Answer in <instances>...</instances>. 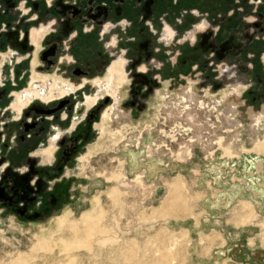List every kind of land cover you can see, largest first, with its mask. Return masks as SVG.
I'll use <instances>...</instances> for the list:
<instances>
[{"label":"rangeland","instance_id":"obj_1","mask_svg":"<svg viewBox=\"0 0 264 264\" xmlns=\"http://www.w3.org/2000/svg\"><path fill=\"white\" fill-rule=\"evenodd\" d=\"M176 1L141 0V4L134 0L130 9L129 1L124 4L120 0H0V71L1 60L8 53L14 55L16 63V70L4 65L0 105L15 102L13 107L18 111L16 93L30 90L32 81L42 90L50 86L61 91L59 87L64 85L76 89L67 95L71 103L59 114L67 118L63 122L51 119L49 129L54 130L47 138H33L27 132V139L32 141L20 143L16 126L6 131L0 127V184L13 190L16 182L24 184L28 180L23 186H31L30 195L36 198L33 204L24 205L23 195L18 203L27 209L26 216L0 206V264H10L20 257L22 264H264V100L255 101L254 112L247 111L244 105L253 100L244 95L245 83L236 80L239 73L256 78L255 93L264 96L260 79L264 49L260 56L251 52L250 60L239 59L219 67L223 77L215 72L208 78L211 72L201 66L194 71L196 77L192 74L194 79L186 69L174 80L158 71L162 86L158 96L145 99L149 110L140 112L121 104L128 88L133 89L130 82L133 84L134 78L128 73L136 70L128 57H136L138 51L133 48L123 54L124 44H111L135 37L136 43L152 41L153 45L165 36L164 31L157 33L160 29L155 26L162 18L155 14L145 18L143 8L152 4L155 12L154 7L162 5L163 13L168 14L164 19L170 22L174 17L169 13L176 12L170 11L171 2L176 9H186L183 0ZM216 3L225 13L222 20L232 27L241 25L243 46L248 45L246 34L253 41L264 37L260 31L264 23L255 26L262 22L256 15H264V1ZM123 7H128L131 14L126 16L124 30L120 26L124 21L114 18ZM104 9L110 14L100 26L106 18ZM197 18L199 23L205 21L198 14L186 19L196 28ZM33 19L36 25H32ZM212 21L207 26L216 29L219 22ZM44 23L55 27L37 51L30 44V30ZM104 32L109 36L103 37ZM227 35L220 43L233 39V33ZM56 45L70 60L63 63L59 54L47 58L46 52ZM121 57L126 59V76L121 70ZM48 63L51 72H42L40 68ZM89 67L90 76L74 74L78 68ZM113 69L120 70L123 81ZM106 76L114 79L111 94L115 100L109 97L111 103L100 105V101V106L86 109L84 103L90 107L95 102L98 86L94 83ZM215 85H220L217 90ZM166 90L171 93L170 99ZM60 91H52L46 99L63 95ZM129 96L132 101L134 97ZM57 100L48 103L37 98L25 107ZM67 108L70 111L65 113ZM0 114L12 125L17 123L18 114H3L2 110ZM163 117H167L165 125L161 123ZM175 123L184 136L178 138L176 147L167 144V150L164 146L168 138L159 130L167 129L165 135L175 141V134L168 132ZM70 128L72 133L65 137ZM207 129L208 135L203 133ZM57 131L64 132L58 141L53 136ZM206 135L209 138L205 140ZM256 169L258 173L252 175ZM20 186L19 195L23 193ZM84 217L91 219L90 225L85 226Z\"/></svg>","mask_w":264,"mask_h":264},{"label":"flooded vegetation","instance_id":"obj_2","mask_svg":"<svg viewBox=\"0 0 264 264\" xmlns=\"http://www.w3.org/2000/svg\"><path fill=\"white\" fill-rule=\"evenodd\" d=\"M95 1L99 2L100 0H95ZM101 1L107 2V3H112L111 2L112 0H101ZM120 1H122V3H124V4H126V2L128 0H120ZM260 1H264V0H260ZM139 2H141V0H138L137 3H139ZM150 3L153 4L152 1H150ZM141 4H142V2H141ZM151 5L146 4L145 7L143 8L142 12H141L142 15L145 16V18L146 17L150 18L154 14V12L152 11V7L154 5H152V6ZM123 8H121L120 10H117L116 13L118 14V16L121 15V10ZM109 14H110V12H108L107 9L106 10L104 9L103 15H106V18H104L101 21V23H99L100 26L103 25L104 21L108 20ZM256 16H258L260 18V20L262 21L260 23L255 24V26L257 28H259L261 23H264V15L258 14ZM28 17H30V16L28 15ZM45 19H48V17H45ZM197 21H198V23H197L198 25L196 24L197 26H196L195 34L191 35L190 40L196 39V42H197V44H196V46H197L196 56L199 58V62L196 65L195 69H193V71L191 72V78L194 79V77H192V74L194 75L196 73L194 71H196V70L198 71V69H200V66L203 69H207V71L211 72V75L207 76L208 78H212L215 72L218 75H221V77H223V75H225V74L218 71L219 67H221L223 65L228 66V64H233L234 62H237L240 59V56H241L243 49H244V46H243L242 42H240V40H238V38L236 37L235 34L233 36L234 41H233V39H231L228 42L222 41L220 43V39H218L217 33L214 29H212L211 27L206 28V23H204V22L199 23L198 18H197ZM31 22L33 23L34 19L31 20ZM36 24L37 23L35 22L32 25H36ZM41 25L43 27H46L45 34L40 39L41 40V46H42L43 42L45 40V37L47 36V34H49V30L54 28L55 25L52 23H49V24L44 23ZM86 26L88 27V25H86ZM200 26H202V27H200ZM34 27H36V26H32L31 30ZM37 28H39V27H37ZM105 28L110 29V27L107 28V26ZM31 30H30V32H31ZM260 31L264 32V28H262ZM174 32H175V30H174ZM106 34L107 33L104 32L103 37H106ZM107 35L109 36V34H107ZM197 35H198V38H197ZM251 37H252L251 35L246 34L247 41H245V43H247L248 45H252L253 42L255 41V40L253 41V39ZM114 39L116 40V38H114ZM173 39H175V34L169 42H171ZM164 40H165V37H164ZM235 41H237V42H235ZM251 42H252V44H250ZM57 43L59 44L60 42L57 41ZM115 44H116V41H114L111 45L113 46ZM153 46L154 45H152V41H150V42L146 41V42L140 43V44L137 43L136 50L138 51L139 55L137 56L138 58L132 64V68L134 70L135 69L136 70L134 73H130L131 77L134 78L133 81H134V84L136 85L137 90H135V87H134V91H133L134 92L133 93L134 99L132 101H129L128 104H125V105H131L132 108H134V109L138 108V97L143 95L142 94L143 92L148 93L147 95H149L154 90H161L162 79L160 78L161 77L160 73H163V75L170 77L174 80L175 77H180L182 75L180 72L184 71L185 67H186V61H181V63H179L178 65H170V66L166 65V57L164 55H162V57H161V54H159L160 51H157V53L159 54V55L157 54V56H158L157 57L156 54L154 53V47ZM13 47H16L15 42H14ZM76 48H77V45H74L73 50L75 51ZM63 51L64 50H61L60 45H58V46L56 45V46L50 47L48 52H46L45 55L46 56L48 55L47 58H49V57L51 58L52 56L54 58L59 54V55H61L60 59L63 61V63H65L67 61V59L70 60V56L67 55L65 57L66 51H64V52ZM202 54H203V56H202ZM39 55L40 54H38V56ZM5 58L6 57L3 56V59H5ZM63 59H65V60H63ZM121 59L123 60L122 65H121V70L124 72L123 74L126 76V71H125L126 59L123 57H121ZM50 62L53 63L52 60H50ZM14 67L16 68V65ZM51 67L52 66L50 65V63H48V64L44 65L43 67H41L40 70L42 72L49 73V72H51ZM110 68H111V64L108 66V69L106 68L107 74H108V71ZM158 71H160V73H157ZM223 71H224V69H223ZM210 72H209V74H210ZM115 73L116 72H114V74ZM155 73L158 75H156ZM74 74H76V76H78V75H89V74L91 75L92 74V68H90V67L87 69L78 68V69L74 70ZM117 74L118 73H116V75ZM12 75H14V72L12 73ZM3 76H4V78L6 77L5 74ZM3 76H1V77H3ZM194 76L196 77V74ZM33 77H34V75L32 76V80H33ZM4 78L2 79V82H3ZM113 80L114 79L112 76L109 78L106 76L103 80L99 79V82L94 83L95 85L98 86L97 92H96V94H94V97H96V100H95L94 104L90 107H87L84 103V106L86 107V109L95 107L96 105L99 104L100 101H101L100 105L106 104L108 102L111 103V99L109 97L114 98L113 93L111 94V92H112V90L114 92V89H115V84H114ZM234 80L235 79H230V81H232V82H235ZM86 81H87V79H84L85 83H86ZM169 83H170V80H169ZM145 85L148 87V89L143 90ZM219 86L215 85V87H216L215 90H217ZM81 87L83 88V85ZM39 88H41V87L35 85V83L32 81L31 82V89L28 90L27 92L21 91L22 93H16L17 91H15V90L13 91L12 96L15 97V93H16L15 99L17 102H16L15 107L17 108L18 111H16L15 108L13 107V105H15V102H13L11 104V106L10 105H5V106L0 105V111L2 110L3 114L11 113V112H14V114H18V117L15 119V121L17 123L13 124V125L10 122H7L6 118L1 116V114H0V121H1L0 127L6 131L10 126H14V127L16 126V128L19 129L16 131V135L19 138L20 143H28V141H32V140L27 139L28 136L25 135L27 132L30 133L32 135L31 137H33V138H36V137L37 138L42 137L43 139L47 138L48 134L54 130L51 128L49 129V121L51 119H54L55 122H57V121L63 122L67 118V117L61 118L59 116V114L61 113L62 109H64L66 106L68 107L69 104L71 103V99H70V97H67V95H70L71 92L73 93L76 90L72 86L71 87L69 86V92L67 94L61 95V96H59L57 98H53V99L50 98L47 100L46 98L51 95L52 91H55V90L60 91V90H58L57 87H56V89H53V88H50V86H49L48 90H42V92H40ZM61 88L63 89L64 86L59 87V89H61ZM23 91H25V90H23ZM166 92H167L166 98L170 99L171 93L169 94V90H166ZM34 94H37L36 98H34ZM38 95H39V97H38ZM0 96H1L0 99L3 100V95H0ZM37 98H40V99H42L48 103L54 102L53 101L54 99H58V100L55 101V103L48 104V105H46V104H41V105L40 104H34L31 106V104H30L29 106L25 107L26 105H28V103L31 102V100L34 101ZM89 98H91V97H89ZM106 98L108 101L106 100ZM85 99H86V96H85ZM114 100H115V98H114ZM100 105H98V106H100ZM98 106L96 107V109L98 108ZM109 106H111V105H109ZM96 109L93 112H95ZM69 111H70V108H67V111H65V113H67ZM87 116H89V115H87ZM60 122L57 123V125H59L61 127L62 125H60V124H62V123H60ZM100 128L102 131V127H100ZM72 131H73V129L71 130V128H70V132L64 133L61 131H57L53 135V136H55L54 140L58 141V139L60 138V136L63 133H64L63 135L66 137V135H69L70 133H72ZM59 132H61V133L58 134ZM56 134H58V135H56ZM56 144H57V142H56ZM16 153H18V152L17 151L14 152V154H16ZM30 157L32 158L33 156L30 155ZM48 165H49V163H47V166ZM28 176L29 175L27 173L26 179L28 178ZM6 182L9 183V181H6ZM27 182H28V180H26L24 182V184H26ZM20 184L22 186L24 185L19 180L18 182H16L13 190L10 189V186H9V188H8V186H5L4 183L0 184V206H3L4 209H6V210H15L18 215L26 216L27 209L26 208L23 209V207H19L18 203L20 202V200L24 199L23 195H25V199H26L25 200L26 203L24 205L33 204V201L36 198L33 195H30L33 193L31 186H26V187L23 186V188H22L23 193L19 195L18 193L20 192V189H21ZM13 191H14V193H13ZM25 193H27V194H25Z\"/></svg>","mask_w":264,"mask_h":264},{"label":"crops","instance_id":"obj_3","mask_svg":"<svg viewBox=\"0 0 264 264\" xmlns=\"http://www.w3.org/2000/svg\"><path fill=\"white\" fill-rule=\"evenodd\" d=\"M128 1H129V3L127 5L130 7V5L133 4V0H128ZM183 1L186 4L185 5L186 9H184V10L183 9H180V10L176 9L173 6V3L172 2L170 3V6H171L170 11H172V12L176 11L175 13H171V14L169 13L170 16L174 17V19L170 20V22L168 20L164 19V17H166L168 14L163 13V9H164L163 6L160 4H159V8H157V6H155V12H154L155 15L154 16H156V18L158 16H160L162 18L160 20V22L157 20V23L159 22L160 23L159 25H161V26H159L157 23L155 25V26H158L156 28L160 29V30H157V33L161 32V31H164L166 33V28H167V26L170 25V27L175 30V39H173L171 42L165 41L164 40L165 36L162 39L159 38V40H157V41L155 39L156 42L153 43V45H154L153 47H154V53L156 55L158 54L157 51H161L159 54L164 55L166 57V65H168V66L178 65L179 63H181V61H186V67H185L186 70L185 71L192 72L193 69H195L196 65L198 64L199 58L196 56V54H197L196 39L195 40H193V39L188 40V39H189V37H191L192 34H195L196 28L193 25L194 23L192 25L189 24L186 18H193L194 19L195 16L198 14V16H202L204 18L205 21H203V22L206 23V28H210V26H207V25H209V24H207V22H210L211 18H213L212 22H214L215 24L217 22H219L218 26H216V29L214 28V30L216 32L220 33V35L218 37L219 39L227 38V36H228L227 34L230 35L231 33H233L236 35L238 40H240L242 37L241 36V25L240 26L235 25L232 27L229 25V23L227 21H225L224 19L223 20L221 19V15H223L225 13L222 11L221 6L215 5V3L219 2V0H197L199 3L194 2L195 0H183ZM131 7H132V5H131ZM131 7H130V9H131ZM133 8H134V6H133ZM194 8H196V9H194ZM233 10H235V8H233ZM127 12H128V7L127 8L124 7L121 11V15L114 17V18H120L121 21H124L123 25L120 23V26L122 27L123 30L126 29V25H127L126 23L128 22V20H126V16H131V14L127 13ZM132 15H135V14H132ZM193 19H190V20L193 22ZM220 21H221V23H220ZM222 21H223V25H222ZM152 23H153V25L155 24V19H153ZM164 24H165V26H164ZM151 26H152V24H151ZM122 31L120 32L121 34H122ZM197 38H198V35H197ZM118 43L122 44V46L124 44V47L121 48L122 50L125 51V53L123 52V54H129L130 50H132L133 48H135V49L137 48V43L135 42V37L128 38V40H126V43L125 42H119V40H117L115 45L117 46ZM255 49H257V50H255ZM261 49H264V37L263 38H257L252 45L244 46L243 52L240 56V59L250 60V59H252L251 52H254L257 55H259L261 53ZM135 54H136V57H132V59H130V56L128 57V63L132 62V64H133L134 61L138 58L137 57L138 53H135ZM262 54L264 56V52ZM172 55H174V56H172ZM129 75H130V73H129ZM238 75L240 77L237 78L236 80L237 81L239 80V81L245 83V86H246V88L244 90V95L249 96L250 97L249 99L253 100V102L250 101V104L244 105V108H246V109L248 108L247 111H250L252 113V112H254L252 109V105L253 104L255 105V101H257V99H259L260 101L264 100V96L263 95L260 96L259 94L255 93V88L257 85L256 78H254V79L253 78H246L245 76H242L241 73H239ZM260 79L262 82H264V73ZM130 85L134 89V87H135L134 82H133V84H131V82H130ZM130 85H129V87H130ZM133 89H132V91H129V88H128V91L125 95V99L121 102V104H124V103L128 104L129 103V101H130L129 95L134 97V94H133L134 90ZM123 91H124V89H123ZM159 91L160 90H154L149 95H147L148 93L143 92L142 93L143 95L138 97V110L140 112H145V110H149L150 107H148L147 102H145V99L147 97L155 95V94L158 96ZM120 95L122 96L123 92H121ZM241 107H243V106H241ZM250 156H252V154H250ZM255 158H258V157L256 156ZM246 159L248 160V157H246ZM257 173L258 172L256 169V171L253 172L252 175L257 174Z\"/></svg>","mask_w":264,"mask_h":264},{"label":"bare ground","instance_id":"obj_4","mask_svg":"<svg viewBox=\"0 0 264 264\" xmlns=\"http://www.w3.org/2000/svg\"><path fill=\"white\" fill-rule=\"evenodd\" d=\"M27 14V13H25ZM202 27V26H200ZM45 31H46V27H43L42 25L37 28V27H34L31 32H30V44L35 47L38 51L39 47L41 46V38L43 37V35L45 34ZM175 32H174V29L171 28L170 26H167L166 28V33H165V40L166 41H170L173 36H174ZM41 48V47H40ZM38 53V52H37ZM6 58L1 60V64L3 65L2 68H1V71H0V81H1V76H3L5 73L4 71L6 70V68L4 67V65L6 64V66L8 65L10 68H14L15 69V59H12V57H14V55H12V53H8V55L5 56ZM21 59V57H20ZM14 61V62H13ZM21 65V64H20ZM114 71L112 72H116L118 73V77L120 78V81H123L124 79V76L121 75L120 73V70L118 69H113ZM6 75V74H5ZM4 78V76L2 77V79ZM4 81V80H3ZM114 81V80H113ZM36 88V87H35ZM246 88V86H245ZM244 88V89H245ZM71 89V88H70ZM72 90V89H71ZM39 91L42 92V88H39ZM190 89L188 90V92L190 93ZM69 92V87H67V85H64V88L61 89V94H67ZM37 97V94H34V98ZM96 100V97L94 99V101ZM102 129H104V126H102ZM248 220V219H247ZM84 222H85V226L87 225H90L91 223V219L89 217H84ZM96 222V221H95ZM84 230V229H83ZM87 233V232H86ZM23 263V259L20 257L18 259H15L13 260L12 263L10 264H22Z\"/></svg>","mask_w":264,"mask_h":264},{"label":"built area","instance_id":"obj_5","mask_svg":"<svg viewBox=\"0 0 264 264\" xmlns=\"http://www.w3.org/2000/svg\"><path fill=\"white\" fill-rule=\"evenodd\" d=\"M205 108L207 109V108H209V106L208 105H206L205 106ZM169 116V115H168ZM164 118V120L161 122L162 124H164L165 125V123H166V120H167V117H163ZM162 118V119H163ZM209 121L210 120H208V121H206V123H207V125L209 126ZM177 123V122H176ZM175 123V125L174 126H172V127H168V132H170V133H174L175 134V136H176V140L175 141H172V138H169V137H167L166 135H165V132L164 131H167V129H161V130H159V132H160V134L162 135V137H164V138H168V141L166 142V145L164 146V148L165 149H167L168 150V146H167V144H170L171 146L173 145V146H177V140H178V138H181V137H183L184 135L183 134H181L182 133V131H180L179 129H182V128H179V127H177L178 126V124H176ZM180 123H181V121H180ZM184 125V124H183ZM202 125V124H201ZM187 128H188V125H185ZM211 126V128H213V129H215L216 128V125H210ZM222 128H223V125L221 126ZM178 129V130H177ZM225 129V128H224ZM194 132V126H192V130H191V132ZM186 132V131H185ZM191 132H189V133H191ZM204 134H209V131H208V129H207V131L206 132H203ZM224 133H225V131H224ZM207 135H206V137H205V140L206 139H208L209 137H207ZM192 136H194V134H192ZM194 138V137H193ZM194 140H195V142H193L194 144L196 143V138H194ZM177 142V143H176ZM162 145H163V142H162Z\"/></svg>","mask_w":264,"mask_h":264}]
</instances>
